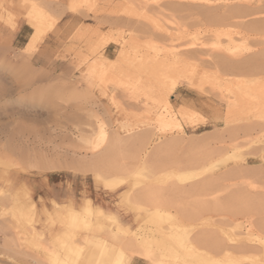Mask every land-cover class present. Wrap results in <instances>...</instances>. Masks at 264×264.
Returning <instances> with one entry per match:
<instances>
[{"label": "rangeland", "instance_id": "374dc122", "mask_svg": "<svg viewBox=\"0 0 264 264\" xmlns=\"http://www.w3.org/2000/svg\"><path fill=\"white\" fill-rule=\"evenodd\" d=\"M194 1L0 0V264H264V0L219 23ZM218 44L248 83L236 109L203 62ZM86 137L95 148L78 150ZM53 174L82 182L76 201L49 198Z\"/></svg>", "mask_w": 264, "mask_h": 264}, {"label": "bare ground", "instance_id": "6f19581e", "mask_svg": "<svg viewBox=\"0 0 264 264\" xmlns=\"http://www.w3.org/2000/svg\"><path fill=\"white\" fill-rule=\"evenodd\" d=\"M193 1L194 0H192V3H193ZM201 1H205V3H203V4H201V5H197V3L194 5V7H196V9H195V11L197 10V8L198 7H200L201 9H210V11H212L213 13V15H211V17L210 18H208V19H210V20H215L214 18H216V16L215 15H217V14H219L220 13V11H222L223 13H224V15H225V17H224V19H219V20H217L218 22L217 23H219V22H225L226 20H230V19H239V20H243V19H246L247 17H249V16H251V15H256V13H252L251 12V10H250V8L249 7H252L253 5H252V3H250L248 0H224L223 1V3L220 1V0H201ZM195 2V1H194ZM254 2V1H253ZM200 3V2H199ZM202 3V2H201ZM198 6V7H197ZM260 7V6H259ZM259 7H255L256 9H258V10H260V8ZM242 8L244 9H248L249 8V10H250V13H247L246 14V10L244 11V13H243V11H242ZM256 9H253V12H258V11H254V10H256ZM263 9V8H262ZM264 10V9H263ZM208 11V10H207ZM221 12V13H222ZM257 17H258V19H262L261 21H264V11H261V13H257ZM176 16V15H175ZM220 16H221V14H220ZM174 18V17H173ZM192 18V17H191ZM218 19V18H217ZM253 19H254V17H253ZM253 19H251V20H253ZM249 20V19H248ZM257 20V19H256ZM249 22H251L250 20H249ZM253 22V21H252ZM251 22V23H252ZM256 22V21H255ZM253 23V25H250L251 26V28H255V26L257 27V25H258V28L259 27H261L262 28V26H259L260 24H261V22H259V20H258V22H256V23ZM204 23V22H203ZM214 23H215V21H214ZM238 23V22H237ZM241 23V22H240ZM244 23V22H243ZM248 21H246L245 23H244V25L246 24L247 26H248ZM258 23V24H257ZM227 24V23H226ZM235 24H236V22H235ZM250 24V23H249ZM238 25H239V23H238ZM244 25H242L241 24V26H243L244 27ZM262 25V24H261ZM253 26V27H252ZM161 28V27H160ZM248 28H249V26H248ZM247 29V28H246ZM264 29V28H263ZM159 31H160V29H158ZM164 30V29H163ZM247 30H249V29H247ZM256 30H257V28H256ZM252 31V30H251ZM164 33H165V30L163 31ZM252 32H255V31H252ZM161 33H162V31H161ZM247 34V33H246ZM254 34H256V33H254ZM231 35H232V33H231ZM160 37H161V35H159ZM158 35H157V37H159ZM233 36V35H232ZM244 32L242 33V34H240L239 35V38L241 37L242 39L244 38ZM250 37V36H249ZM162 38V37H161ZM240 38V39H241ZM257 38V37H256ZM232 40V39H231ZM208 42V41H207ZM261 42H264V40H262ZM264 44V43H263ZM259 45H260V43H259ZM261 45H262V43H261ZM261 47V46H260ZM189 50V49H188ZM187 50V52L185 51L184 52V56L183 57H185L186 55H187V58H188V56H190L191 57V55H194L195 54V51L193 50H191V51H188ZM196 50V49H195ZM256 51V50H255ZM264 50H262L261 49V52H263ZM197 52V51H196ZM257 52V51H256ZM258 53H260V52H258ZM257 53V54H258ZM262 53H260V55H261ZM264 54V53H263ZM235 53H234V51L233 50H231L230 48H227V47H222L221 45H217V46H215V47H213L212 48V51H211V54L209 55V56H207L206 55V59H203V62L205 63V64H208V65H211L212 67H213V69H214V75H216V77H218L219 78V83H220V86L221 87H223L225 90H229V89H232V91H230V95L229 96H224L223 95V101L225 102V104L226 105H228V109L230 110V109H236L237 107H241L242 105H243V102H242V100L244 99V93L241 91V89L240 88H242L241 86H247L248 85V83H246L245 84V82H241V81H239V82H236V80H233L232 78H229L231 75H233V72H236V70H238V69H242V67L240 68V67H238V66H236L237 65V61H236V59H235ZM212 56L214 57V58H212ZM250 56H252L251 57V59L253 58V56H256V53H252V54H250ZM194 57V56H193ZM208 57V58H207ZM260 57L262 58V56H259V59H260ZM195 58H197V56L195 57ZM250 60V59H249ZM248 60V61H249ZM174 64L177 62V59H175L174 61ZM245 62H247V61H245ZM245 62H244V64H245ZM253 62V61H252ZM255 62H257V60L255 61L254 60V63ZM259 62V61H258ZM178 63V62H177ZM239 64V63H238ZM252 64V63H251ZM254 65V64H253ZM250 66V65H249ZM243 67H244V65H243ZM246 67V66H245ZM260 67V66H259ZM244 69V68H243ZM248 69V68H247ZM246 70V69H245ZM250 70V69H249ZM249 70H247V71H249ZM242 70H240V72H241ZM244 72V71H243ZM247 74V73H246ZM213 76V75H212ZM215 78V77H214ZM217 78V79H218ZM254 82V81H253ZM258 82V81H257ZM257 82H255V83H257ZM218 83V84H219ZM251 83V82H250ZM142 84V83H141ZM236 86V87H235ZM160 91V90H159ZM170 91H171V89L170 90H168L167 91V94H169L170 93ZM161 93H163L162 91H160ZM159 93V92H158ZM165 95V94H164ZM163 98V100H164V103L163 102H161V103H163V105L165 104V106H166V112H167V115L165 116L164 114V117L167 119H165V121H171L172 122V120H174V115H173V113H172V108H171V105H170V103H169V101H168V95L166 96V97H162ZM162 101V100H161ZM160 102V101H159ZM259 107V106H258ZM163 108V107H162ZM179 113L181 114V117H182V119L184 118H186V114L188 115V113H190L191 112V110L190 109H188L187 107H181L179 110ZM179 114V115H180ZM160 116V115H159ZM160 117H162V116H160ZM176 118V117H175ZM245 118H247V117H245ZM244 118V119H245ZM163 119V118H162ZM248 119V118H247ZM246 119V120H247ZM162 121V120H161ZM160 121V122H161ZM177 121V120H176ZM243 121V120H242ZM249 123V122H248ZM177 125V124H176ZM250 125V124H249ZM252 126V125H251ZM247 127V126H246ZM250 127V126H249ZM245 129V128H244ZM247 129V128H246ZM245 129V130H246ZM257 130V129H256ZM114 131V130H113ZM101 132V131H100ZM103 132V131H102ZM109 133H111V132H109ZM142 133V132H141ZM114 134H118V133H116V132H114ZM87 135V134H86ZM112 135H113V133H112ZM226 135V134H225ZM116 136V135H115ZM114 136V137H115ZM144 136V135H143ZM142 136V137H143ZM136 137V136H135ZM138 137H141V136H138ZM135 138L136 140L134 141V142H132V144H131V147H132V149H131V151L129 152V153H131L130 155L132 156V159H131V161L134 159V161H136V163L135 164H138V165H141L142 163V161H141V157L139 156V153H141L140 152V149H141V151L147 146V143H146V141H145V138ZM108 138V140L110 139V140H112V138H111V136H109V137H107ZM12 141H14V138L13 137H11L10 138ZM104 139V138H103ZM114 139V138H113ZM134 139V138H133ZM116 140V139H115ZM113 141V140H112ZM92 143L90 142V140H88L87 139V137L86 138H81V141H80V144L78 145V150H81V149H83V150H90V151H92L93 150V148H95L93 145H91ZM115 145H116V143H115ZM80 147V148H79ZM115 146L111 143V141H108L107 143H106V146L104 147V148H106L105 150L106 151H109V150H111V149H113ZM74 150H77V149H74ZM137 152H139L138 154H137ZM93 154V153H92ZM129 155V156H130ZM153 157V156H152ZM25 159H27V160H25L26 162H28V164H31V165H41V166H43V165H45V163L43 162V160L42 159H40V158H32L31 156H28V158H26L25 157ZM148 162H149V160H147ZM43 168V167H42ZM215 189V188H214ZM213 189V190H214ZM213 190H212V192H213ZM217 189H215V191H216ZM219 190V189H218ZM210 195V194H209ZM206 196H207V194H206ZM8 202H10V201H8V198H2V199H0V205H1V207L3 206L4 208H5V206L7 205V203ZM174 202V201H173ZM205 211V210H204ZM195 213V212H194ZM263 213V212H262ZM253 216V215H252ZM187 219V218H186ZM248 220V219H247ZM252 221H254V220H252ZM252 221L249 223V232H253V231H257L256 229H257V227L258 226H260V225H258V224H256V222H255V225H258V226H256V229H255V227H254V224H252ZM173 222V226L174 225H177V223H176V221H172ZM254 223V222H253ZM258 223V222H257ZM71 224V223H70ZM263 224H264V222H263ZM263 224L261 225V229H262V227H263ZM246 227V226H245ZM248 228V227H247ZM259 229H260V227H258ZM258 229V230H259ZM1 232V231H0ZM258 232V231H257ZM206 233V232H205ZM200 234V233H199ZM201 236V235H200ZM8 237V236H7ZM5 235L1 238V241H2V245H1V248H3V249H5V250H8V251H10V250H13V251H16V252H21V253H25V251H23L19 246V241H18V243L17 242H15L13 239H11V238H7ZM75 244V243H74ZM206 244V243H205ZM37 247H38V245H37ZM251 247V246H250ZM239 249H240V247H239ZM245 250V249H244ZM247 250V249H246ZM41 261V260H40ZM35 264H37V262L34 260L33 261Z\"/></svg>", "mask_w": 264, "mask_h": 264}, {"label": "crops", "instance_id": "0c3cea01", "mask_svg": "<svg viewBox=\"0 0 264 264\" xmlns=\"http://www.w3.org/2000/svg\"><path fill=\"white\" fill-rule=\"evenodd\" d=\"M67 17H69V14L65 13V15H63V19H66ZM25 28H27L30 31L27 35L23 33ZM31 34H32L31 27L23 21L22 25H20L19 27L18 32L15 33L14 39L15 41H17L18 39L23 38L24 40L23 45H26L27 43L26 41L27 39H29ZM111 46L112 45L107 46L105 51H109ZM41 184L44 186V190L46 194L49 196V198H51L52 200L58 203L66 200L70 202H74L78 199L79 195L83 191V185L80 180L74 177H68L66 175H57V174L50 175L45 179H42ZM94 199L97 200L98 198L94 195ZM108 231L114 233L116 230H108ZM128 264H143V261L140 258H133L129 261Z\"/></svg>", "mask_w": 264, "mask_h": 264}]
</instances>
